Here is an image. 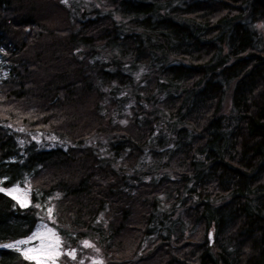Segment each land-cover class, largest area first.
<instances>
[{
  "label": "trees",
  "instance_id": "obj_1",
  "mask_svg": "<svg viewBox=\"0 0 264 264\" xmlns=\"http://www.w3.org/2000/svg\"><path fill=\"white\" fill-rule=\"evenodd\" d=\"M50 1L0 0V264L42 220L59 264H264V0Z\"/></svg>",
  "mask_w": 264,
  "mask_h": 264
},
{
  "label": "snow or ice",
  "instance_id": "obj_2",
  "mask_svg": "<svg viewBox=\"0 0 264 264\" xmlns=\"http://www.w3.org/2000/svg\"><path fill=\"white\" fill-rule=\"evenodd\" d=\"M8 179V177L0 178V192L11 196L22 206H27L30 203L29 193L31 189H23L15 183L12 187L6 188L3 185ZM36 207L38 208L39 205H36ZM51 212L52 210L49 209V215H51ZM33 240H38V245L21 249L24 257L27 260L34 261L35 264H56L57 258L63 253L61 251L62 240L54 229L42 226V230H37L28 239L16 241L15 244L5 245V247L19 248L20 245H31ZM84 245L91 246L87 241H84ZM69 255L72 259H75V250L70 252ZM94 264H102V261H96Z\"/></svg>",
  "mask_w": 264,
  "mask_h": 264
},
{
  "label": "rangeland",
  "instance_id": "obj_3",
  "mask_svg": "<svg viewBox=\"0 0 264 264\" xmlns=\"http://www.w3.org/2000/svg\"><path fill=\"white\" fill-rule=\"evenodd\" d=\"M38 2H40V0H37ZM42 1V5H38L39 6V12L38 13H41L42 15H44V17H45V19L47 18V16H49V12L51 11V9L52 8H50V3H51V1L50 2H45L46 0H41ZM41 3V2H40ZM49 4V5H48ZM51 13V12H50ZM39 15V14H38ZM51 19H49V20H53V13L51 14ZM51 22V21H50ZM229 104V99H227V102H226V104ZM42 226L44 227V228H51V229H54L56 232H57V230L52 226V225H50V223L49 222H47V221H44V220H42L41 221V223H40V225L38 226V228L33 232V233H35L37 230H42ZM58 233V232H57ZM59 234V233H58ZM33 235V234H32ZM31 235V236H32ZM60 236V235H59ZM30 237V236H29ZM28 237V238H29ZM28 238H26V239H28ZM61 238V237H60ZM26 239H24V240H26ZM61 240H62V238H61ZM20 241V240H19ZM38 243H39V241L38 240H33L32 241V243H31V245H20L19 246V248H17V247H14V248H17V249H19L20 251H21V249H23V248H26V247H30V246H36V245H38ZM9 244H15V242H13V243H9ZM9 244H7V245H9ZM89 244L91 245V246H86V248L84 249V253H78V251L76 250L75 251V254H76V258H78V259H72L71 257H70V255H69V253L70 252H68V253H66L67 255V260L66 261H64V264H74V262H75V260L77 261V264H94V262H96V261H102V264H107V262L105 261V258H104V256H103V254H102V251H101V249L99 248V249H97L98 247L97 246H95L93 243H91V242H89ZM61 251H62V253L64 254V249H63V243H62V245H61ZM22 252V251H21ZM72 252V251H71ZM63 254L61 255V256H59L58 258H57V260H56V264H59L60 262V260H61V258L63 257ZM32 262H34V261H32Z\"/></svg>",
  "mask_w": 264,
  "mask_h": 264
}]
</instances>
